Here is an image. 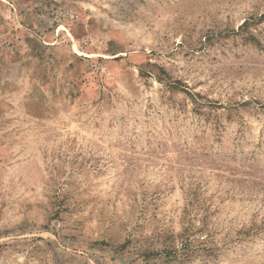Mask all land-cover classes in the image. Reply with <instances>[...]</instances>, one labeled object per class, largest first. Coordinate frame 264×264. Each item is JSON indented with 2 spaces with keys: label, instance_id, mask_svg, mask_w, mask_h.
I'll return each mask as SVG.
<instances>
[{
  "label": "rangeland",
  "instance_id": "rangeland-1",
  "mask_svg": "<svg viewBox=\"0 0 264 264\" xmlns=\"http://www.w3.org/2000/svg\"><path fill=\"white\" fill-rule=\"evenodd\" d=\"M0 264H264V0H0Z\"/></svg>",
  "mask_w": 264,
  "mask_h": 264
}]
</instances>
